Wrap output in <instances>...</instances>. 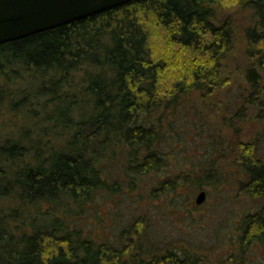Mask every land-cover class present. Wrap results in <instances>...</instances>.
Returning a JSON list of instances; mask_svg holds the SVG:
<instances>
[{
    "label": "trees",
    "instance_id": "16d2710c",
    "mask_svg": "<svg viewBox=\"0 0 264 264\" xmlns=\"http://www.w3.org/2000/svg\"><path fill=\"white\" fill-rule=\"evenodd\" d=\"M218 1L129 0L0 43V104L2 82L18 77L25 87L14 101L22 104L20 112L47 122L37 136L19 127L18 134L0 142V199L18 202L11 213H0V264H184L189 259L171 249L148 255L140 243L132 252L98 240L71 226L67 215L70 204H87L105 187L101 165L114 149L117 156L127 151L135 173L158 170L163 156L149 149L159 140L166 113H173L182 95H210L229 82L232 71L224 59L233 49L234 28L229 15L217 18L212 4ZM231 2L248 8L254 19L246 28L247 64L240 77L248 94L238 116L247 102L264 105V0ZM152 33L159 37L158 50ZM238 147L244 189L264 197L263 161L251 144ZM203 176L210 181L211 174ZM42 202L48 203L43 221L29 229L12 228L7 221L6 216L19 217L22 206L39 210ZM246 220L245 242L254 239L264 247V203Z\"/></svg>",
    "mask_w": 264,
    "mask_h": 264
},
{
    "label": "rangeland",
    "instance_id": "374dc122",
    "mask_svg": "<svg viewBox=\"0 0 264 264\" xmlns=\"http://www.w3.org/2000/svg\"><path fill=\"white\" fill-rule=\"evenodd\" d=\"M231 1L212 4L218 19L229 15L233 21V49L224 59L227 71H232L229 82L210 95L202 96L198 91L182 95L173 113H166L158 129L159 140L149 149L163 156L164 165L158 170L135 173L127 151L120 156L115 155V149L111 151L113 157L101 165L105 187L87 204H70L67 219L71 226L98 240L131 247L132 252L140 243L141 251L148 255L166 249L188 253L184 264H229L230 258L244 264H264L263 245L244 239L246 217L262 207L264 197L244 189L247 176L236 163L239 143L251 144L254 155L264 163V105L247 102L242 113L234 116L248 94L240 71L247 64L246 28L254 19L248 8ZM150 40L157 50L161 48L158 36ZM21 75L27 77L24 72ZM20 81L11 77L1 85L5 95L0 104V142L18 134L19 127L30 128L29 133L37 136L47 125L40 117L30 120L20 112L22 104L14 102L22 95L18 93L25 92ZM154 117L151 114V119ZM142 153L137 154L139 160ZM204 174H211L210 181ZM202 189L206 197L197 204L195 197ZM17 204L14 199H0V213H11L10 207ZM46 209L47 202H42L39 210L28 211L22 206L19 217L6 218L12 228L29 229L32 222L43 221Z\"/></svg>",
    "mask_w": 264,
    "mask_h": 264
},
{
    "label": "water",
    "instance_id": "95a60500",
    "mask_svg": "<svg viewBox=\"0 0 264 264\" xmlns=\"http://www.w3.org/2000/svg\"><path fill=\"white\" fill-rule=\"evenodd\" d=\"M129 0H0V43L79 19ZM200 190L195 202L201 203Z\"/></svg>",
    "mask_w": 264,
    "mask_h": 264
}]
</instances>
